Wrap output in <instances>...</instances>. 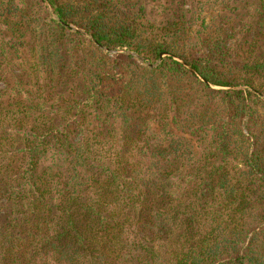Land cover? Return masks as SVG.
Returning a JSON list of instances; mask_svg holds the SVG:
<instances>
[{
    "label": "trees",
    "instance_id": "obj_1",
    "mask_svg": "<svg viewBox=\"0 0 264 264\" xmlns=\"http://www.w3.org/2000/svg\"><path fill=\"white\" fill-rule=\"evenodd\" d=\"M0 264H264V0H0Z\"/></svg>",
    "mask_w": 264,
    "mask_h": 264
},
{
    "label": "rangeland",
    "instance_id": "obj_2",
    "mask_svg": "<svg viewBox=\"0 0 264 264\" xmlns=\"http://www.w3.org/2000/svg\"><path fill=\"white\" fill-rule=\"evenodd\" d=\"M74 32H79V33H84L83 31H81V30H78L77 28H75V27H70ZM84 37H87V38H89V36L87 35V36H85L84 34H82ZM90 39V38H89ZM103 50H105L106 52H109L110 53V55H116V54H121V53H125V54H127V55H130V56H132V57H134L136 60H137V63H139L140 65H142V66H147L148 68H150V69H152V68H155V67H157L158 66V64L160 63V61L159 60H156V61H154V63H151L147 58H145V57H143V56H140V55H138L137 53H135V52H132V51H130V50H127V49H122V50H119V49H117V50H113V51H109V50H107V49H103ZM168 54V53H167ZM177 57V56H176ZM163 58H165V57H163ZM162 58V59H163ZM247 87L246 86H240V87H236V89H246ZM212 89V88H211ZM230 89H232V88H230ZM213 90H215V89H213ZM254 90V89H253ZM215 91H224V90H215Z\"/></svg>",
    "mask_w": 264,
    "mask_h": 264
},
{
    "label": "water",
    "instance_id": "obj_3",
    "mask_svg": "<svg viewBox=\"0 0 264 264\" xmlns=\"http://www.w3.org/2000/svg\"><path fill=\"white\" fill-rule=\"evenodd\" d=\"M81 34H84L85 36H87L85 33H82L81 32ZM89 38L91 39V37H89ZM91 40L95 43V41L93 39H91ZM163 57H171L175 62H177L182 67H184L185 69H187L190 74L194 75L198 80H200L201 82H203L204 84H206L207 86H209L212 89H215V90H227V89H230V88H221V87H216V86L210 85L201 76H199L187 63H185L183 60H181L180 58H178V57H176L174 55L167 54V53H161L159 55V61ZM233 89H236V88H233Z\"/></svg>",
    "mask_w": 264,
    "mask_h": 264
}]
</instances>
